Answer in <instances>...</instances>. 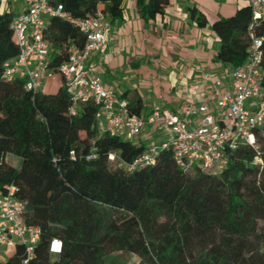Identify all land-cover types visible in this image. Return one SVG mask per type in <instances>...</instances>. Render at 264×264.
I'll list each match as a JSON object with an SVG mask.
<instances>
[{"label": "trees", "instance_id": "trees-1", "mask_svg": "<svg viewBox=\"0 0 264 264\" xmlns=\"http://www.w3.org/2000/svg\"><path fill=\"white\" fill-rule=\"evenodd\" d=\"M125 1L57 0L69 17L49 21L52 74L58 75L71 47L85 46L70 19L102 12L111 22L120 20ZM168 5L169 0H138L146 18ZM190 12L206 26L204 14ZM13 17L0 13V186L17 187V197L27 204L25 222L41 229L28 264H103L119 251L137 256L138 264H264V138L257 135L258 150L230 153L220 175L185 172L169 151L155 164L127 173L110 162V154L131 162L147 147L101 135L97 105L81 104L71 115L73 101L63 85L56 93L33 94L22 81L5 79L4 64L19 53ZM252 21L251 8L244 6L212 24L220 41L215 62L230 70L245 63L251 34L264 37V24L251 32ZM129 109L141 116L139 107ZM8 155L20 164L10 165ZM54 240L62 243V252L53 259ZM12 250L5 264H24V247Z\"/></svg>", "mask_w": 264, "mask_h": 264}, {"label": "built area", "instance_id": "built-area-1", "mask_svg": "<svg viewBox=\"0 0 264 264\" xmlns=\"http://www.w3.org/2000/svg\"><path fill=\"white\" fill-rule=\"evenodd\" d=\"M19 1L25 9L13 17L11 25L19 53L4 64V77L10 82L22 81L27 92L36 94L53 71L52 47L47 38L49 21L69 16L57 0ZM240 1L252 10V32L256 25L264 24V0ZM70 22L85 37V46L71 47L68 60L57 68L73 101L70 114L76 115L81 104L92 103L99 108L96 120L101 135L135 141L149 126L164 136L161 143L147 147L131 162L110 154L113 165L133 173L155 164L162 152L169 151L185 172L220 175L229 166L230 153L242 147L259 149L257 135L264 138V37L251 34L247 60L241 67L227 70V83L214 82L213 74L204 76L213 107L189 103L177 112L159 109L145 118L133 113L129 102L108 90L100 77L96 58L102 59L108 52L111 19L98 12L91 18ZM17 192L13 184L0 186V247L22 245L24 264H28L35 257L41 229L25 222L27 204L19 200ZM61 252L62 243L54 240L51 253Z\"/></svg>", "mask_w": 264, "mask_h": 264}, {"label": "crops", "instance_id": "crops-1", "mask_svg": "<svg viewBox=\"0 0 264 264\" xmlns=\"http://www.w3.org/2000/svg\"><path fill=\"white\" fill-rule=\"evenodd\" d=\"M244 6L240 0H169L162 14L146 18L138 0H126L123 18L112 22L106 56L96 58L105 87L139 107L145 118L159 109L177 112L189 103L213 107L204 76L213 74L214 82L224 84L230 68L215 62L220 41L211 26ZM191 8L204 14L205 27L192 18ZM24 9L19 0H0V13L15 16ZM62 83L59 75H49L42 91H58ZM137 141L149 147L163 138L148 126Z\"/></svg>", "mask_w": 264, "mask_h": 264}, {"label": "rangeland", "instance_id": "rangeland-1", "mask_svg": "<svg viewBox=\"0 0 264 264\" xmlns=\"http://www.w3.org/2000/svg\"><path fill=\"white\" fill-rule=\"evenodd\" d=\"M56 74H50V76H54ZM49 81H52V78H50ZM63 84V83H62ZM57 89V88H56ZM54 88L47 89L48 93H56L57 90ZM164 138V136L162 137ZM7 162L10 165L13 166H18L20 164V159L13 156V155H8L7 156ZM255 164L263 167L262 160H255ZM194 173H192L193 175ZM13 248L8 249L5 247H0V264H5L6 261L8 260L9 256L13 253ZM52 258H55V255L52 256ZM140 262V259L126 251H119L114 254L108 255L103 259V264H138Z\"/></svg>", "mask_w": 264, "mask_h": 264}, {"label": "clouds", "instance_id": "clouds-1", "mask_svg": "<svg viewBox=\"0 0 264 264\" xmlns=\"http://www.w3.org/2000/svg\"><path fill=\"white\" fill-rule=\"evenodd\" d=\"M56 247H57V249H58V248H59V245L57 244V246H56Z\"/></svg>", "mask_w": 264, "mask_h": 264}]
</instances>
